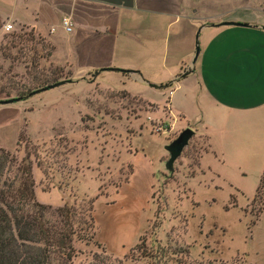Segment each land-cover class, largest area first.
<instances>
[{"label": "rangeland", "instance_id": "rangeland-1", "mask_svg": "<svg viewBox=\"0 0 264 264\" xmlns=\"http://www.w3.org/2000/svg\"><path fill=\"white\" fill-rule=\"evenodd\" d=\"M194 41L196 46V35ZM37 50L39 73L58 68L59 81L70 82L0 104V148L16 163L29 154L39 203L72 205L79 218L92 216L94 239L74 242L80 252L74 264L100 253L94 241L110 264H251L252 228L262 208L259 198L252 201L257 176L234 155H214L208 137L196 131L203 100L194 77L177 79L184 65L146 81L117 68L79 75L74 63L55 60L54 49L50 56L47 47ZM17 58L12 63L0 55V86L6 90L30 85L28 58ZM169 81L170 87H149ZM10 94L0 100L15 91ZM186 128L195 134L170 172L165 147ZM15 168L2 181H13Z\"/></svg>", "mask_w": 264, "mask_h": 264}, {"label": "crops", "instance_id": "crops-1", "mask_svg": "<svg viewBox=\"0 0 264 264\" xmlns=\"http://www.w3.org/2000/svg\"><path fill=\"white\" fill-rule=\"evenodd\" d=\"M63 17L71 18V32L62 28ZM0 19L2 37L4 24L25 25L79 75L117 68L146 81L183 64L178 78L190 62L186 76L195 78L203 100L196 131L214 155L244 160L258 183L264 175L263 0H0ZM252 230L248 259L264 264V211Z\"/></svg>", "mask_w": 264, "mask_h": 264}, {"label": "trees", "instance_id": "trees-1", "mask_svg": "<svg viewBox=\"0 0 264 264\" xmlns=\"http://www.w3.org/2000/svg\"><path fill=\"white\" fill-rule=\"evenodd\" d=\"M38 46L42 49L47 47L48 56L54 49L33 29L29 32L12 31L3 35L0 55L12 63L14 59L18 61L17 56L28 58L30 66L27 67H30V70L26 72V75L30 85L28 88L23 85V90L14 84L7 90L0 86L1 96L4 93L9 97L13 90L15 95L12 99L24 100L39 89L62 79L57 73L58 68L50 70L49 74L37 71L40 65L37 63L38 58H42L41 55L37 57ZM30 52L33 53L31 57ZM185 76L186 74H182L178 78ZM172 83L169 81L159 87H170ZM13 165H16L17 171L14 180L2 181L4 172ZM258 198L261 201L260 213H262L264 211V175L259 180L252 201ZM95 232L92 216L88 214L87 219L79 218L75 206L64 204L53 208L39 203L35 199L29 154L16 163L13 154L0 148V264H74V259L76 260L80 254L74 247V242L76 240L90 242L94 239ZM94 244L100 249V253H92L91 261L87 264H110L111 258L105 249L96 241ZM116 264H120V261L118 260Z\"/></svg>", "mask_w": 264, "mask_h": 264}, {"label": "water", "instance_id": "water-1", "mask_svg": "<svg viewBox=\"0 0 264 264\" xmlns=\"http://www.w3.org/2000/svg\"><path fill=\"white\" fill-rule=\"evenodd\" d=\"M240 26H247L245 24H237ZM198 37H199V31L196 33V46H195V51H194V56L191 60L192 65L196 62L199 52H200V47H199V42H198ZM121 72H128V73H134L133 71L130 70H120ZM66 82H70V80H63L56 82L54 84H50L48 86H45L39 91H45L57 86H60ZM151 86H154L153 84H150ZM16 101V99H7V100H0V104H8ZM195 132L189 128L183 129L179 135L172 141L170 142L165 149L167 150L169 154V158L166 161V168L168 171L173 172V164L176 161V159L180 156L181 152L183 151L184 147L188 144L189 140L194 136Z\"/></svg>", "mask_w": 264, "mask_h": 264}, {"label": "built area", "instance_id": "built-area-1", "mask_svg": "<svg viewBox=\"0 0 264 264\" xmlns=\"http://www.w3.org/2000/svg\"><path fill=\"white\" fill-rule=\"evenodd\" d=\"M61 26L62 28L66 31V32H71L72 29H73V23H72V20L71 18L69 17H63L62 20H61ZM4 30L6 32H10V31H13V25L10 24V23H6L4 24Z\"/></svg>", "mask_w": 264, "mask_h": 264}]
</instances>
